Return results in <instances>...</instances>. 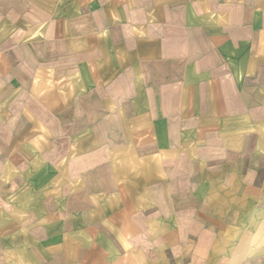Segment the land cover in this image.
I'll return each mask as SVG.
<instances>
[{"label": "crops", "instance_id": "0c3cea01", "mask_svg": "<svg viewBox=\"0 0 264 264\" xmlns=\"http://www.w3.org/2000/svg\"><path fill=\"white\" fill-rule=\"evenodd\" d=\"M0 264H264V0H0Z\"/></svg>", "mask_w": 264, "mask_h": 264}]
</instances>
